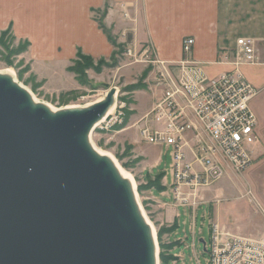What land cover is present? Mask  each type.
I'll return each instance as SVG.
<instances>
[{
  "label": "water",
  "instance_id": "water-1",
  "mask_svg": "<svg viewBox=\"0 0 264 264\" xmlns=\"http://www.w3.org/2000/svg\"><path fill=\"white\" fill-rule=\"evenodd\" d=\"M115 93L52 112L0 75V264H159L131 184L89 143Z\"/></svg>",
  "mask_w": 264,
  "mask_h": 264
},
{
  "label": "crops",
  "instance_id": "crops-1",
  "mask_svg": "<svg viewBox=\"0 0 264 264\" xmlns=\"http://www.w3.org/2000/svg\"><path fill=\"white\" fill-rule=\"evenodd\" d=\"M5 31L14 41L29 45L23 56L46 76L53 71L69 73L80 55L91 61L110 59L127 44L150 46L155 59L166 65L179 63L187 58L183 41L192 38L188 59L199 64L207 77L217 78L233 70L236 40L251 38L257 61L240 66L239 71L257 92L249 103L257 137L250 148L251 160L264 156V0H0V33ZM150 67L153 100L139 114L138 129L162 96L155 83L156 68ZM140 129L139 142L145 143ZM187 141L194 147L192 133ZM185 151L187 160L195 164L191 151ZM229 173L236 174L226 168L222 179ZM156 204L164 209L159 213L162 224L172 227L176 216L169 205L158 200ZM172 206L178 205L174 202ZM213 226L219 229L218 224L210 229Z\"/></svg>",
  "mask_w": 264,
  "mask_h": 264
},
{
  "label": "rangeland",
  "instance_id": "rangeland-1",
  "mask_svg": "<svg viewBox=\"0 0 264 264\" xmlns=\"http://www.w3.org/2000/svg\"><path fill=\"white\" fill-rule=\"evenodd\" d=\"M1 41L0 71H11L37 101L54 109L83 107L115 89V108L111 116L95 127L90 138L96 147L109 152L132 175L139 204L155 228L158 252L161 251L157 239L160 229L163 251L165 247L172 249L176 260L168 264H208L207 249L213 224L240 238L264 241V156L254 158L243 173H229L200 189L194 212L187 205L172 206V149L139 142L138 137L140 115L149 109L153 100L152 67L134 63L125 56L126 47L117 49L115 56L107 60H75L69 68L78 64L76 72L56 75L53 71L52 76H46L40 75L35 64L23 56L29 45L14 41L10 35L2 37ZM159 177L164 190L150 189L157 182L153 180ZM157 200L173 211L175 229L162 224L159 213L164 209H158ZM200 240L204 241L206 252Z\"/></svg>",
  "mask_w": 264,
  "mask_h": 264
},
{
  "label": "built area",
  "instance_id": "built-area-1",
  "mask_svg": "<svg viewBox=\"0 0 264 264\" xmlns=\"http://www.w3.org/2000/svg\"><path fill=\"white\" fill-rule=\"evenodd\" d=\"M193 45L194 40L186 38L182 52L187 58L169 65L157 61L150 46L127 44L125 56L156 68L155 83L162 96L142 118L140 137L147 144L172 149L173 200L194 212L200 189L219 181L226 168L241 174L252 162L250 148L257 137L249 103L257 92L239 67L256 63L257 55L253 39L238 38L232 52L233 70L209 78L188 59ZM189 133L194 147L187 141ZM186 149L195 164L187 160ZM207 253L208 264H264V241L240 238L213 226Z\"/></svg>",
  "mask_w": 264,
  "mask_h": 264
},
{
  "label": "bare ground",
  "instance_id": "bare-ground-1",
  "mask_svg": "<svg viewBox=\"0 0 264 264\" xmlns=\"http://www.w3.org/2000/svg\"><path fill=\"white\" fill-rule=\"evenodd\" d=\"M0 75L7 76V77L11 78L16 84H18L20 87H22L24 90H26V91L30 94L31 98L33 99V101H34L36 104H42V105H44L45 107H47V108H48L50 111H52V112H57V111H59V110L69 109V108H87V107L92 106V105L95 104V103H99V102L103 101L104 98H105V96H106V94H105V95H103L99 100L94 101V102H91V103H88V104H86V105L83 106V107H68V108H63V109H54V108L48 106L47 104H43V103L37 101L36 98L34 97V95H33L28 89H26L23 85H21V84L16 80V76H15L11 71H9L8 69H3V70H1V71H0ZM115 96H116V93H115V95H114V97H113V104H112V105L110 106V108L108 109V111H107L106 115L104 116V118H103L101 121H99V122L97 123V125H99V124H100L101 122H103L106 118H108L109 115L111 116V114H112L111 112H112V111L114 110V108H115ZM97 125H96V126H97ZM89 143H90L91 147L93 148V150H94L98 155L103 156V157H106V158H108V159L111 161V163H112L113 166L115 167L117 173L119 174V176H120L122 179L128 181V182L131 184V187H132V189H133V191H134V193H135V199H136L137 204L139 205V208H140L141 214H142L143 218L145 219V222L147 223V225L150 226V228H151V233H152V236H153V239L155 240V234H156V232H155V228L153 227V225L151 224V222L148 220L147 216L145 215V212L143 211L142 207H141L140 204H139V200H138V197H137V194H136V191H135V190H136V183H135V181H134L132 175L129 174L126 170H124V169L119 165V163L116 161V159H115V158H114L109 152H106V151L104 152L102 149L96 147V146L94 145V143L91 141L90 136H89ZM155 243H156V242H155ZM157 249H158V247H157ZM157 249H156V251H157Z\"/></svg>",
  "mask_w": 264,
  "mask_h": 264
},
{
  "label": "trees",
  "instance_id": "trees-1",
  "mask_svg": "<svg viewBox=\"0 0 264 264\" xmlns=\"http://www.w3.org/2000/svg\"><path fill=\"white\" fill-rule=\"evenodd\" d=\"M6 35H10V33H9V31H5V32H2V33H0V45H2V37H4V36H6ZM11 36V35H10ZM108 38H110V37H108ZM24 45H28L27 43H24ZM25 48L23 47V49H21V51H23ZM20 51V52H21ZM79 59H85V60H87V61H91L90 59H87V58H85V57H82L81 55H80V58ZM78 59V60H79ZM78 64H76V66L74 67H71V68H69V71L70 72H76V69L78 68V66H77ZM153 181H157L156 182V184L158 185H156L155 183H153L151 186H150V189H152L153 187H156V188H158L160 191H162V190H164V188L160 185V182H161V178L159 177V178H157V179H154ZM177 227V226H176ZM172 229L174 228L175 229V225H173L172 227H171ZM158 237H157V239H158V241H159V245H160V249H161V251H160V253H159V258H160V263L161 264H168V263H170V262H172V261H175L176 259L175 258H173V255L171 254V248H168L167 250H166V247H165V251H163V243L161 242V238H162V231H161V229L158 231V235H157ZM173 259H175V260H173Z\"/></svg>",
  "mask_w": 264,
  "mask_h": 264
}]
</instances>
